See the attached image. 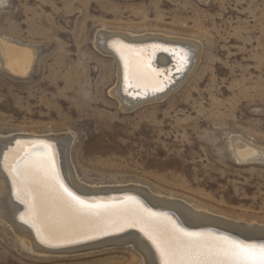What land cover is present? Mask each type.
I'll list each match as a JSON object with an SVG mask.
<instances>
[{
    "label": "rangeland",
    "instance_id": "obj_1",
    "mask_svg": "<svg viewBox=\"0 0 264 264\" xmlns=\"http://www.w3.org/2000/svg\"><path fill=\"white\" fill-rule=\"evenodd\" d=\"M100 30L195 40L200 56L178 87L124 110ZM8 47L29 63L18 70ZM15 133L68 134L84 185L264 227V158L233 149H264V0H0V136ZM89 246L37 252L0 216V264H141L131 243Z\"/></svg>",
    "mask_w": 264,
    "mask_h": 264
},
{
    "label": "bare ground",
    "instance_id": "obj_2",
    "mask_svg": "<svg viewBox=\"0 0 264 264\" xmlns=\"http://www.w3.org/2000/svg\"><path fill=\"white\" fill-rule=\"evenodd\" d=\"M95 41L117 67V81L110 92L124 110L165 96L179 84L178 76L183 73V80L200 56L195 40L155 33L100 30ZM7 51L18 70L30 59L28 51L10 47ZM70 139L68 134L0 136V216L33 250L67 252L77 244L94 246L111 240L131 243L134 258L140 257L141 264H162L161 253L149 236L158 237L165 230L170 235L173 226L201 234L204 244L227 238L243 245H264L261 226L216 217L181 201L151 195L141 186L84 185L76 178L68 157ZM245 142L233 144L237 158H264V149ZM45 153L46 166H34ZM60 184L79 199L100 207L83 211L68 207ZM149 217L152 223H145Z\"/></svg>",
    "mask_w": 264,
    "mask_h": 264
},
{
    "label": "snow or ice",
    "instance_id": "obj_3",
    "mask_svg": "<svg viewBox=\"0 0 264 264\" xmlns=\"http://www.w3.org/2000/svg\"><path fill=\"white\" fill-rule=\"evenodd\" d=\"M43 147L49 148L47 145ZM46 156L47 153L34 166L44 168L48 163ZM60 189L67 197L65 204L70 208L75 207L83 211L100 207L79 199L63 184H60ZM145 223H152L151 218H147ZM149 238L160 251L162 264H264V245L259 247L243 245L228 241L227 238H219L218 242L204 244L200 242L201 234L184 232L175 226L170 235L165 230L160 236L150 235Z\"/></svg>",
    "mask_w": 264,
    "mask_h": 264
},
{
    "label": "water",
    "instance_id": "obj_4",
    "mask_svg": "<svg viewBox=\"0 0 264 264\" xmlns=\"http://www.w3.org/2000/svg\"><path fill=\"white\" fill-rule=\"evenodd\" d=\"M127 230V229H126ZM122 231H125V230H122ZM36 251V250H35Z\"/></svg>",
    "mask_w": 264,
    "mask_h": 264
}]
</instances>
